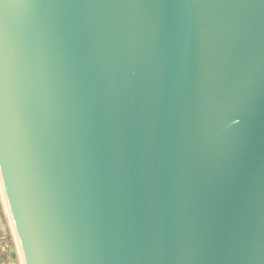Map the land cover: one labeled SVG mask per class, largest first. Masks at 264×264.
Listing matches in <instances>:
<instances>
[{"label": "water", "instance_id": "obj_1", "mask_svg": "<svg viewBox=\"0 0 264 264\" xmlns=\"http://www.w3.org/2000/svg\"><path fill=\"white\" fill-rule=\"evenodd\" d=\"M0 194L22 264H264V0L0 4Z\"/></svg>", "mask_w": 264, "mask_h": 264}, {"label": "rangeland", "instance_id": "obj_2", "mask_svg": "<svg viewBox=\"0 0 264 264\" xmlns=\"http://www.w3.org/2000/svg\"><path fill=\"white\" fill-rule=\"evenodd\" d=\"M0 230L5 233L8 238L10 239H14V236L12 232V230H10L9 228V225H8V221H7V217H6V213L4 212V204H3V201H2V197H1V194H0ZM14 242V240H13ZM14 245V249H15V244L13 243ZM11 251H13V248H11ZM16 251V249H15ZM11 264H16V259H13L11 262ZM18 264H20V262L18 261Z\"/></svg>", "mask_w": 264, "mask_h": 264}, {"label": "built area", "instance_id": "obj_3", "mask_svg": "<svg viewBox=\"0 0 264 264\" xmlns=\"http://www.w3.org/2000/svg\"><path fill=\"white\" fill-rule=\"evenodd\" d=\"M13 240L0 230V252L7 253L14 248Z\"/></svg>", "mask_w": 264, "mask_h": 264}, {"label": "crops", "instance_id": "obj_4", "mask_svg": "<svg viewBox=\"0 0 264 264\" xmlns=\"http://www.w3.org/2000/svg\"><path fill=\"white\" fill-rule=\"evenodd\" d=\"M13 259H16V264H18L19 258L14 248L13 251L10 250L7 253L0 252V264H11Z\"/></svg>", "mask_w": 264, "mask_h": 264}, {"label": "snow or ice", "instance_id": "obj_5", "mask_svg": "<svg viewBox=\"0 0 264 264\" xmlns=\"http://www.w3.org/2000/svg\"><path fill=\"white\" fill-rule=\"evenodd\" d=\"M6 3V0H0V4Z\"/></svg>", "mask_w": 264, "mask_h": 264}, {"label": "bare ground", "instance_id": "obj_6", "mask_svg": "<svg viewBox=\"0 0 264 264\" xmlns=\"http://www.w3.org/2000/svg\"><path fill=\"white\" fill-rule=\"evenodd\" d=\"M6 210V209H5ZM12 228V227H11ZM12 230V229H11ZM12 233H13V231H12ZM13 236H14V234H13ZM14 238H15V236H14ZM17 245V244H16ZM19 262H20V264H22L21 263V258H19Z\"/></svg>", "mask_w": 264, "mask_h": 264}]
</instances>
